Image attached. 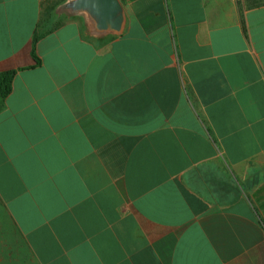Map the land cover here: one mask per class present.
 Returning <instances> with one entry per match:
<instances>
[{
	"label": "crops",
	"instance_id": "obj_1",
	"mask_svg": "<svg viewBox=\"0 0 264 264\" xmlns=\"http://www.w3.org/2000/svg\"><path fill=\"white\" fill-rule=\"evenodd\" d=\"M123 3L0 0L6 216L36 264H264V0Z\"/></svg>",
	"mask_w": 264,
	"mask_h": 264
},
{
	"label": "water",
	"instance_id": "obj_2",
	"mask_svg": "<svg viewBox=\"0 0 264 264\" xmlns=\"http://www.w3.org/2000/svg\"><path fill=\"white\" fill-rule=\"evenodd\" d=\"M58 16H82L88 34L100 39L122 35L127 25L123 0H64L57 5Z\"/></svg>",
	"mask_w": 264,
	"mask_h": 264
},
{
	"label": "rangeland",
	"instance_id": "obj_3",
	"mask_svg": "<svg viewBox=\"0 0 264 264\" xmlns=\"http://www.w3.org/2000/svg\"><path fill=\"white\" fill-rule=\"evenodd\" d=\"M61 0H44L43 17L49 18L48 7L51 3H58ZM57 6V5H56ZM51 11V14H53ZM51 18V16H50ZM23 255L22 264H36L28 250L21 241L18 232L11 225L4 208L0 204V264H20L17 260Z\"/></svg>",
	"mask_w": 264,
	"mask_h": 264
},
{
	"label": "trees",
	"instance_id": "obj_4",
	"mask_svg": "<svg viewBox=\"0 0 264 264\" xmlns=\"http://www.w3.org/2000/svg\"><path fill=\"white\" fill-rule=\"evenodd\" d=\"M64 0H61L58 3H51L48 7V15L47 16H52L51 11L54 10V8L56 7V5H58L59 3L63 2ZM59 24V23H56ZM15 75V71H7V72H3L0 73V101L5 99L8 94L11 92L12 90V80L13 77Z\"/></svg>",
	"mask_w": 264,
	"mask_h": 264
}]
</instances>
